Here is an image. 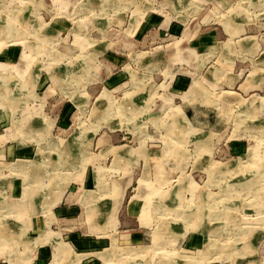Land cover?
<instances>
[{
  "label": "rangeland",
  "instance_id": "rangeland-1",
  "mask_svg": "<svg viewBox=\"0 0 264 264\" xmlns=\"http://www.w3.org/2000/svg\"><path fill=\"white\" fill-rule=\"evenodd\" d=\"M239 1L0 0V264H43V228L46 264L54 247L68 257L61 243L74 239L97 241L75 247L77 264H264V111L249 98L264 102V0ZM246 6L252 15L247 11L239 22L256 27L233 42L254 35L261 48L235 51L233 64L219 75L214 67L221 65L228 37L221 19ZM151 14L177 21L157 38H141L146 33L140 37V23ZM199 20V33L181 45L196 55L214 45L207 68L181 62L190 60L187 53L168 70L169 65H141L134 51L159 46V56L168 61L167 45ZM22 54L26 59L18 70ZM226 89L246 100L233 92L218 95ZM174 104L182 110L171 109ZM190 109L188 119L183 110L191 114ZM48 118L54 119L50 132L32 140L36 130L45 131ZM109 118L119 126L113 128ZM132 125L148 133L144 141ZM70 136L76 153L59 156L64 164L53 162L49 172L30 164L40 143L56 140L67 147ZM97 138L104 146L144 142L151 161L143 184L137 182L140 167L134 168L121 210L111 208L103 232L88 233V211L75 198L88 190L98 199L96 180L114 166L110 154L96 160L102 148ZM51 150L46 154L56 161ZM80 170L82 183L73 181ZM126 177L121 172L111 181L120 185ZM48 178L56 191H50ZM64 186L72 198L58 206L70 204L72 212L49 220L38 208L40 199L46 191L57 198ZM143 209L150 220L139 223ZM73 259L68 264H76Z\"/></svg>",
  "mask_w": 264,
  "mask_h": 264
},
{
  "label": "crops",
  "instance_id": "crops-1",
  "mask_svg": "<svg viewBox=\"0 0 264 264\" xmlns=\"http://www.w3.org/2000/svg\"><path fill=\"white\" fill-rule=\"evenodd\" d=\"M202 1H204V0H202ZM212 1L216 2V3L226 4V2L231 1V0H212ZM243 1H246V0H240L238 3H241ZM242 8H243L242 10L239 9L236 13L233 12L234 14L229 13L230 15L227 14L226 16H224L221 19L222 24H223L222 32H223V34H227L228 37L226 38L227 40L224 43L225 52H222L221 54H219V58L221 60V63H220L221 65L219 68L214 67V70L219 75L223 74L225 72L224 68L226 66L233 64V62H234L233 54H235V51L236 52H243L244 54H247V53H255L258 49L261 48L259 46V42L256 41L254 35H248L246 37V39H243V42H241L239 40L236 43L233 42V38L240 37V35L245 34L248 31H253L254 27H256L254 24L252 26V23H254V22H252L251 24L246 23L245 25H242V22H239L240 18H244V15L247 14V11L249 12V14L252 15V13H250L251 10L249 11L247 9V6L242 7ZM231 11L232 10H230L229 12H231ZM236 16H237V18H236ZM174 18H171V20L167 22L165 20H162L161 17H158L154 14H151L150 16L145 17L144 19H142L143 21H141V23H140V24H142L141 26H143L142 27L143 29H141L140 37L144 32L146 34L143 35L141 38L152 37V35H153V37H156V38H157V36L159 37L160 35L164 34L162 30H165L168 27H171L170 29H172L175 26L173 23L170 26V22L177 21ZM176 19H177V17H176ZM224 19H225V21H229L228 27L226 24L224 25V23H223ZM197 22L199 25H197V24L194 25L192 27V29L186 28L184 33L178 39L174 40L173 42H171L170 44L167 45L168 49L172 48L171 54L168 57V59H169L168 61L161 58V56H159V53H160V51H159L160 47L159 46L152 47L151 50H140L139 49V50L134 51L136 57L140 56L139 59L142 60V62H140L141 65L143 67L146 66V67L150 68V70L159 69L161 67V65L164 66L163 68H166L169 65L168 68L166 69V70H168L171 67V64H173V62H175L176 60L180 61L179 58H181V57L184 59L183 56L185 55V53H187V54H189L190 60L188 62H186V60L185 61L182 60L181 62H185L187 64V66H190V67L195 68L197 70L205 68V67L207 68V65L209 64V62L212 59V56L214 55V52L216 50V47L214 45L207 46L206 51L204 53H200V55L199 54L196 55L194 53V51H193L194 48H192V47L188 48V47H184L181 45V43L183 41L187 40L190 36H194L197 34V32L201 26V23H202L200 20ZM141 26H140V28H141ZM128 27L126 28L127 30H128ZM233 30H234V32H236V34H231L233 32ZM237 30H238V32H237ZM106 43L110 44L109 42H106ZM23 59H26V57H24L22 54V55H20L19 60L16 63V64H18V70L20 69V66L22 65L21 62H23ZM143 60H146V61H143ZM211 66H212V64H211ZM164 73H165V70H164ZM202 74L204 75L203 77L207 81L208 80L207 71H203ZM217 80H218V78H215L214 81H217ZM241 85H243V83ZM249 88H251V86H249ZM243 89H244V87H243ZM102 90H103V88H102ZM244 90L246 91V88ZM226 92H233L234 94H236V96L237 95L240 96L235 91L228 90V89L220 90L218 95L220 96L222 93H226ZM185 93L186 92L182 93L184 95L183 100H186V98H187ZM193 98H194V96H191L190 99L193 100ZM240 98H242V97L240 96ZM249 98L256 99V101L259 102L258 103L259 104L258 112L264 111V102L261 101L262 99L259 96L249 95ZM257 98H260V100L259 99L257 100ZM105 99L107 100L108 104H110L112 101H114L111 98H109V99L105 98ZM129 99H131L130 96H129ZM242 99H244V98H242ZM207 100H208V97H207ZM244 100H246V99H244ZM166 101H170V100L166 99ZM128 103H129V100L127 101V104ZM171 109H181V108L179 105L174 104V105H172ZM101 112L97 113V116ZM190 112H191V109H190ZM183 113H185V115L187 116L188 119H190L191 115L193 114L192 112L190 114L184 110H183ZM100 115H102V113ZM48 119L49 120H47V121H49V123L44 122V127H45L44 130L45 131L39 132L40 130H38V131L36 130V134H32V137H33L32 140L33 139L37 140L40 136H44L50 132V129H52V127L54 126V119H50V118H48ZM112 119L113 118H111V120ZM109 120H110V118L108 119V121ZM111 120H110V122H111L110 124H112L114 126L113 128H117L119 125H116V123H114ZM41 123L43 124L42 121H41ZM132 126H133L132 128L136 129L135 133H138V135H142L140 137V139H142V137H143V139L145 140L146 137L148 136V133H146L145 130H141V128L139 129V128H136V126H134V125H132ZM201 130H203V129H201ZM46 132H48V133H46ZM79 134L81 135L82 133L80 132ZM72 137L70 136L66 139L65 143L66 142L68 143L67 147L64 146L63 142H60L61 143V146H60L56 140L54 142L51 141L50 146H47L46 144H44V142L40 143V144H43V147L45 149L41 150V152H40L41 145L39 144V147L36 150L37 155H36L34 160L29 161L30 164L33 165L37 171L39 169L41 170L43 168L44 172H49L53 168V162H56V165L64 164L66 161H64L63 159L60 161L57 160L59 156H61V155L66 156L67 155L66 157L68 158L69 155H73L74 153H76V150L74 149L75 148L74 143L72 141H70L71 140L70 138H72ZM29 139H31V138H29ZM96 142H97V144H99V143L101 144L102 141L100 140V138H97ZM56 143H57V145H56ZM101 145H102V148L98 151L99 153L96 154V156H95L96 160L99 159V162H100L102 158H105V156L110 154L113 156L111 163L114 164V166L109 168L111 170L110 173H106L105 175H102L103 176L102 179L100 178V179L96 180L97 181L96 182V188L98 189L100 195H99L98 199H95L96 200L95 201L94 199L91 198V196H92L91 192H88V190H85L84 194L80 198L79 197L75 198L76 199L75 201L81 202V204L85 205L86 209L88 211L87 216H88V218H90L88 220L89 224L87 226L88 233H93V232H98V233L101 232L102 233L103 230L105 229V226H106V221L104 222V220H105V218H107L108 213L111 211V208L112 209L115 208L116 212H119L121 210V207H122L121 204L123 203V199L125 198L126 191L129 188V185L132 184V182H133V178L131 175L133 174L134 168L139 166L141 169L140 176L137 179L138 185H140L141 183L143 184L144 176L148 175V173L150 171L148 165L151 161V154L149 153V151H147V153H146V151H144V150H147V148L144 146V142H143V144L139 142L137 147H135V148L127 147V145H125V144H119V145L109 144L107 146H104V143H103ZM50 149H52L51 152H53V153H55V155H57V157H55L56 161L53 160L49 154H46L47 151ZM64 151H66V152H64ZM90 158H91V156H90ZM92 158H94V157L92 156ZM36 160L38 162V165L33 162ZM84 160L85 159L81 160L82 163ZM11 163L12 162H10V164ZM10 164H7L5 166L7 167ZM113 167H114V169H113ZM83 171L78 173L77 176L74 178L75 180H73V181H78L79 183H82L84 181V175H83L84 172ZM121 172L123 173V176H127V177L125 179H123V181L120 183V185H118V184L116 185V183L111 181V176H113V177L118 176V175H120ZM48 175L49 176L52 175V177L54 179L55 173L51 174V172H50V174H48ZM48 180H49V178H48ZM39 183H46V182H44V181L42 182V179H41V180H39ZM51 183L52 182L49 180V182L47 184L49 185ZM6 186H8V185H6ZM51 186L53 188L50 189V191L53 190V192H54V190L55 191L57 190V188H56L57 186H55V184H53ZM8 188H9V186H8ZM58 189H60V188H58ZM42 190L43 189L39 187V193H41ZM160 190H162V189H160ZM160 190H158V191H160ZM65 191L67 192V190H65V186H64V188H62V191L60 192V194L57 198H54L53 194H51L50 192H49V195L47 197L46 196L47 191H46L43 195L44 199H42V198L40 199V206H38V208L40 207L41 209H44V215L47 216V219L50 220V218H52L53 216L66 215V213L72 212L73 207L70 204L66 205L65 207L58 206V204H62L64 202H66L65 201L66 197L68 200H70L72 198L71 195H69V194L66 195ZM131 198L133 199V201H131V200L129 201V204H128L129 208L128 209H129V212H134V207L137 206L135 204V202L137 199L140 198V196L137 193V194H134L133 196H131ZM111 200L115 201L116 203L110 204V206H109V201H111ZM49 203H51V204H49ZM146 204H148V201H146ZM53 207H54L55 211H52ZM51 214H52V217H51ZM41 218L42 217L40 215V220L42 221ZM44 218H43V220L45 221ZM149 220H150V218H149L148 211L146 209H143L139 215V218H138L139 223H146ZM114 221H115V223L116 222L118 223V217H116L114 219ZM40 224H41V222H40ZM43 232H44V228H43ZM43 232L41 233L42 249L39 250V254L42 256H39V258L42 257L43 264H46V262H45L46 258L44 256H45V253H47L49 251V249L46 247L48 244H46L45 243L46 241H44L46 234H44ZM82 242L74 239V240H72L73 245L71 243H69L70 245L61 243L62 245H64L66 247V250H68V252L70 253V255L68 257H66L64 254H58V252L56 251V248L54 247V254H53V258H52V261L50 262V264H68L72 261L73 258H74L73 262L74 263L76 262V264H77L78 258H76V257L80 256V255H77V253H75L73 251V250H75V247L81 246L84 243L96 244L97 241L96 240H89V241H85L83 243ZM59 243L60 242L57 241L55 246L59 245ZM30 247L32 249V246H30ZM41 251H42V253H41Z\"/></svg>",
  "mask_w": 264,
  "mask_h": 264
},
{
  "label": "bare ground",
  "instance_id": "bare-ground-1",
  "mask_svg": "<svg viewBox=\"0 0 264 264\" xmlns=\"http://www.w3.org/2000/svg\"><path fill=\"white\" fill-rule=\"evenodd\" d=\"M7 19H8V18H7ZM18 37H19V36H18ZM18 37H17V38H18ZM29 51H30V50H29ZM50 52H51V51H50ZM26 167H27V166H26ZM11 200H12V199H11ZM159 203H160V202H159ZM161 205H163V204H161ZM157 207H158V206H157ZM164 211H165V210H164ZM195 212H196V211H195ZM104 256H105V255H104ZM103 258H104V257H103Z\"/></svg>",
  "mask_w": 264,
  "mask_h": 264
}]
</instances>
